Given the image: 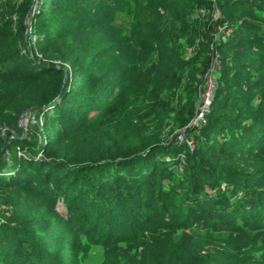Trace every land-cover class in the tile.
I'll use <instances>...</instances> for the list:
<instances>
[{
	"label": "trees",
	"instance_id": "1",
	"mask_svg": "<svg viewBox=\"0 0 264 264\" xmlns=\"http://www.w3.org/2000/svg\"><path fill=\"white\" fill-rule=\"evenodd\" d=\"M96 1L37 0L34 11L33 0H25L0 14V193L14 207L12 215L0 217V264H79L69 249L76 235L108 248L134 239L157 244L166 236L180 242L185 229L194 223L209 229H260L264 184L250 180L264 162L262 2L218 1L220 21L232 27L230 43L220 45L233 52L228 57L221 55L222 75L225 71L230 80L248 69L244 85H249V96L236 112L231 94L240 89V83L228 92L220 85L206 126L191 150L178 144L174 132L194 117L196 102L177 109L185 100L178 91L184 89L197 100L203 65L196 59L169 58L170 64L164 65L161 78L144 98L131 97L128 74L107 90L106 81L80 63L81 57H75L80 33L98 40L104 32L97 20L85 31L79 23L82 11ZM197 4L167 0L164 10L180 21L197 9L198 20H202ZM204 6L209 9L213 3ZM157 20V11L147 6L138 10L139 23L149 25ZM94 30L96 37H92ZM194 31V37L203 42L214 31L213 21L200 22ZM257 47L261 51H253ZM118 88L130 101L123 113L115 106ZM135 99L144 102L137 105ZM28 108L44 120L25 135L19 121ZM117 114L128 126L119 137L108 129ZM155 119L160 122L159 132L168 126L175 142L150 141L145 121ZM234 128L242 137V148L228 143L225 129ZM212 132L223 137L224 143L212 142ZM183 152L189 157L183 169L188 183L173 178L182 172L179 158L174 162L160 159ZM61 199L70 218L59 224L53 206ZM51 211L53 216L47 219L45 214ZM51 221L55 224L48 231L59 224L64 232L59 240L35 231L40 223ZM188 264L194 263L189 260Z\"/></svg>",
	"mask_w": 264,
	"mask_h": 264
},
{
	"label": "rangeland",
	"instance_id": "2",
	"mask_svg": "<svg viewBox=\"0 0 264 264\" xmlns=\"http://www.w3.org/2000/svg\"><path fill=\"white\" fill-rule=\"evenodd\" d=\"M23 1L25 0H0V14L10 11L12 6L16 7ZM36 1L33 0L32 3L34 11L38 7ZM190 1L203 4L196 5L198 9L201 7L205 10L202 20H198L199 16L196 9L195 13L193 12L194 15L183 17L179 21L178 18H174L165 12L164 6L167 0H97L87 10L82 11L79 23L82 25L81 30L86 27L85 31L87 28H91L93 21L97 20L104 32L98 40L86 38L83 32L80 33L75 48V57H81L79 59L80 63L89 67L91 71H96L98 73L97 77L102 82L106 81L105 87L107 90L114 83H118L122 76L128 74L127 81L131 84L129 90L132 92L131 97L140 96L144 98L148 96V91L152 89L153 84L157 83L161 78L160 72L164 65L170 64L169 58L182 57L193 61L196 59L195 62L203 65L202 68L205 73L199 87L197 100L190 95L187 96L184 89H180V92L177 90L180 96L185 98L183 102L177 104V109L190 105L194 100L196 105L194 117L186 126L179 127L174 132L176 139L180 131H185L187 136L196 139L200 135L202 128L206 126L207 122L203 123L202 121H199L198 125H193L200 103L202 86L205 83V76L211 67L218 64V61L222 62L221 55L228 57L233 53L226 52L224 48H220L222 43H230L232 27H229L227 22L220 21L222 20V11L218 5L219 0ZM209 1L213 3V7L208 9V6H204V3ZM260 1L262 2L261 7L264 9V0ZM143 6L158 12L156 23L149 25L139 23L138 10ZM93 16L94 18H92ZM210 21H213L214 24V31L211 37H207L203 42L201 39H196L194 30L197 24ZM205 29H207L206 25ZM95 31H93L92 37H96L97 33ZM253 51L259 52L261 47L253 48ZM222 73L223 64L221 70L215 74L217 76V85L214 90L213 100L220 85L223 84L224 89L228 92L231 86L240 83V89L238 88L231 94V97L235 100L234 107L236 112L240 111L249 96V85H244L245 77L249 76V70L247 69L243 76L236 78L233 76L230 80L226 77L225 71L224 76ZM242 91L243 94H241ZM246 93L247 95H245ZM115 94L118 96L115 102L116 109L123 113L130 101L127 99V94L123 93L119 88L115 91ZM145 99L148 100V98ZM135 101L137 105H141L144 102L140 99H135ZM26 117L27 121L23 123L25 135L29 134L31 129H36L38 121L41 124L44 120V117L40 114L33 115V113H29ZM174 118L175 113H172L171 119ZM121 119L122 115L117 114L116 118H113L109 123L110 134L117 137L121 134H126L125 128L128 126L122 124L120 122ZM145 123L149 125L146 136L150 138V141H161V144L166 145L172 141L175 142L173 135L169 136L168 134L170 130L168 126H163L164 128L159 132L160 122L158 119L153 122L145 121ZM225 131L230 136L228 143L231 147H243L242 137L236 131V128L232 130L225 129ZM162 136L165 137L160 138ZM211 140L212 142L224 143L223 137L219 136L217 132H212ZM176 155L171 153L166 158L162 157L160 159L174 162L176 158H179L182 162L179 169L182 172L181 174L175 173L173 178L178 179L181 177V182L188 183L186 182L188 179L187 175H184V170L188 167L187 161L189 162V157L186 152ZM167 165H171V163ZM254 180L264 184V162L254 170V175L250 181ZM215 192L213 191L212 194H215ZM53 207L58 211L59 224L60 220L63 221L70 218L67 205L63 199L55 203ZM13 211V205L6 204L0 193V217L3 213L12 215ZM45 216L47 219L52 217V211L46 213ZM50 224L55 223L54 221L40 223V227L35 228L36 233L45 234L56 240L61 239L64 232L59 230V224L56 225L54 230L48 231ZM66 227L68 228L69 225ZM50 228L52 229L53 226ZM72 239L75 243L69 249L75 254V259L78 260L79 264H188L189 260L193 261L194 264H227L231 260H233V264H258L260 260H264V224L260 229L233 231L228 228H204L194 223L185 229L180 242H178L176 237L166 236L162 242L157 244H152L146 240L134 239L132 241L116 242L108 248L92 244L81 235L73 236Z\"/></svg>",
	"mask_w": 264,
	"mask_h": 264
},
{
	"label": "built area",
	"instance_id": "3",
	"mask_svg": "<svg viewBox=\"0 0 264 264\" xmlns=\"http://www.w3.org/2000/svg\"><path fill=\"white\" fill-rule=\"evenodd\" d=\"M201 14L205 13V10L202 9ZM222 62L218 61V64L211 67L205 76V83L202 86L200 103L196 113V119L193 120V125H198V122L202 121L203 123L207 122V116L211 111V106L213 103L214 90L217 85V76L215 75L219 70H221ZM179 132V131H178ZM177 141L179 145H186L191 150H194L196 147L195 139L188 137L185 131H180L178 133Z\"/></svg>",
	"mask_w": 264,
	"mask_h": 264
},
{
	"label": "water",
	"instance_id": "4",
	"mask_svg": "<svg viewBox=\"0 0 264 264\" xmlns=\"http://www.w3.org/2000/svg\"><path fill=\"white\" fill-rule=\"evenodd\" d=\"M32 111V108H28L27 110H25L24 112H23V114H22V116H21V119H20V121H19V125L21 126V127H23V123H25L26 121H27V115L30 113ZM5 127L3 128V132H2V134H3V137H4V141H5V143H6V134H5ZM5 145V144H4Z\"/></svg>",
	"mask_w": 264,
	"mask_h": 264
}]
</instances>
